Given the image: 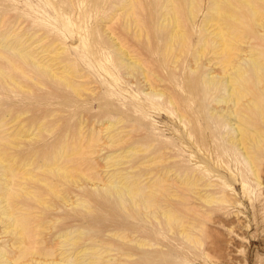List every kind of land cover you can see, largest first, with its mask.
Returning a JSON list of instances; mask_svg holds the SVG:
<instances>
[{
  "label": "rangeland",
  "instance_id": "obj_1",
  "mask_svg": "<svg viewBox=\"0 0 264 264\" xmlns=\"http://www.w3.org/2000/svg\"><path fill=\"white\" fill-rule=\"evenodd\" d=\"M207 1L201 3L196 24L201 20ZM119 2L121 0H0V39L16 23L21 27L18 29L31 36V41L39 39L40 45L60 47L57 58L61 64L71 66L77 74L86 75L85 80L90 81L80 86V94H76L62 79L41 73L31 64L22 63L11 55L15 62L23 65L26 72L18 71L0 54V152L3 151V158L11 167L17 165L18 159H30V167H33L58 147L60 142L78 143L81 133L85 135L91 129L102 127L101 123L105 125L108 120L119 119L116 126H121L130 135V144L144 145L152 142V148H155L160 142L168 143L173 150L166 149L165 152L173 156L170 159L176 163L202 170L217 166L220 173L210 172L211 186L199 188L201 193L211 192L215 195L224 191L226 202L207 203L194 192L180 189L177 191L188 198L169 196L166 199V203L189 223L190 233L194 236V241H191L184 237L176 224L170 228L161 214H158L157 221L153 216L144 215L143 208H132L129 200L124 202V207L116 201L114 195L102 194L101 181L93 185L81 173L77 183H74L47 173L50 180L64 184L60 186L70 192V201L79 197L72 196L74 193L88 199L83 205L73 203L74 207H71L68 202L63 203L51 195L53 204L47 208L48 217L67 212L66 215H59L68 216L62 218L63 228H77L84 233L90 229L91 234L115 244H120V239L112 236V231L133 233L146 238L154 242L149 249L161 250L162 256H167L168 264H264V156L260 165L261 181L255 182L243 163L227 161H240L242 158L237 149L220 137L222 127L219 131H213L214 127L206 129L192 145L181 138L180 134L186 133V128L188 131V128L198 125L194 122L196 114L209 115L208 108L189 107L191 101H182L187 118H192L193 123H190L186 118L179 121L177 110L169 104L149 102L141 75L135 73L136 77H132L127 74V69L115 57V47L111 46L104 31L108 26L115 31V35L123 37L131 49L138 48L146 65L153 70V76L164 79L156 84L167 85L166 91L180 98L188 96L189 92L184 85L190 76L187 78L184 74L189 72L188 64L183 59L184 54L179 56L174 68L170 53L163 52L167 35L159 25L163 0H139V3H135L134 13L140 20L138 25L133 21V15L126 17L123 12L111 19ZM245 19L248 25L244 32L255 34L253 20L249 16H245ZM67 30L76 35L78 46H73L70 35L65 34ZM1 51L11 53L8 46L1 48ZM4 71L9 75H5ZM72 80L84 82V79L75 76ZM199 97L200 93L197 92L191 100ZM258 121L261 122L260 118ZM19 122L29 129L28 133L22 131L27 136H9ZM78 125L83 127L81 133L78 132ZM197 128H200L199 125ZM100 143H84L77 156L86 157V164L81 165L83 171L95 172L102 177L106 169L102 157L110 148L100 149ZM92 144H95L97 150L89 154V150L93 149ZM152 148L135 151L131 157L123 159L128 160L123 165L141 160L150 154ZM157 165L151 164L149 167L154 169ZM144 168L139 165L133 169V173L138 174ZM229 173H237L236 178L232 180L230 175V181L226 184L225 179ZM31 183L41 186L37 181ZM75 214L76 218L71 219V215ZM42 232L46 243H53L58 233L55 229L49 233L45 229ZM3 239L6 237H0V240ZM115 248L111 246L109 254L118 255ZM122 248H126L125 245Z\"/></svg>",
  "mask_w": 264,
  "mask_h": 264
},
{
  "label": "bare ground",
  "instance_id": "obj_2",
  "mask_svg": "<svg viewBox=\"0 0 264 264\" xmlns=\"http://www.w3.org/2000/svg\"><path fill=\"white\" fill-rule=\"evenodd\" d=\"M203 1L163 0L160 5L162 11L159 15V25L167 34L164 38L163 52L170 53V61L174 68L179 56L184 54L183 59L189 68V72L184 74L187 78L190 76L184 85L189 92L188 96L180 98L166 91L167 85L156 84L163 82L164 79L157 77L156 74V77L153 76V70L146 65L138 48L131 49L125 44L126 40L115 35V31L108 26L104 31L110 39L111 46L115 47V57L127 69V74H131L132 77H136L135 73L141 75V81L147 89L144 92L149 95V102L169 104L177 110L179 121L186 118L190 123H193L192 118H187L182 101L188 103L191 101L189 107L208 108L209 115L196 114L194 117V122H197L200 128H197L198 125L188 128V131L186 128V133L180 134L184 141L192 145L206 129L214 127L213 131H219L222 127L220 137L237 149L242 158L240 161L237 159L227 161L243 163L253 180L260 182V165L264 156L262 153L264 150V0H208L201 20L196 24ZM136 2L139 3V0H121L116 5L111 19L123 12L126 17L133 15L135 24H140L134 13ZM182 14H185V17H182ZM245 16H249L254 22L253 35L245 33V27L248 25ZM14 24L15 27L5 32L4 37L0 39V54L18 71L26 72L23 65L15 62L11 55L16 56V59L22 63L31 64L41 73L62 79L76 94H80V86L90 83L85 80L86 75L77 74L78 72L76 73L71 66L61 64L57 58L60 47H52L50 44L40 45L39 39L31 41V36L18 29L21 28L20 25ZM65 34L70 35L74 47L78 46V38L73 32L67 30ZM6 46L9 47L10 54L2 53L1 48L4 49ZM3 73L9 75L5 71ZM74 76L84 79V82L73 81ZM198 83L200 86H197ZM197 92L200 93V97L191 100L192 95ZM119 121V119L108 120L105 125L101 123L103 125L99 129H91L85 135L81 133L82 125H78V132L81 133L78 143L60 142L58 147L33 167H30L32 165L30 159H18L17 165L11 167L3 158V151L0 152V237H6L0 240V264H156L157 262L168 264L167 256H162L161 250L149 249L154 242L145 240L146 238L133 233L112 231L110 234L118 237L120 239L118 243L121 245L115 244L111 240H104L91 234L90 229L84 233L77 228H63L62 218L68 216L59 215L62 213L66 215L67 212L63 211L49 218L47 208L53 204L50 200L51 195L63 203L68 202V205L73 203L83 205L82 203L88 202V199L74 193L72 196L79 197L70 201V192L60 186L62 183L50 180L47 173L74 183H77V177L81 173L85 174L93 185L96 181L98 183L101 181L102 194L114 195L116 201L124 207V202L129 200L132 208H143L144 215L153 216L157 221L158 214H161L170 228L176 224L185 238L194 241L189 223L166 203V199L169 196L188 198L187 195L177 191L180 189L194 192L207 203L226 202L227 196L224 191L219 192V195L200 191L201 186H211L210 172L218 174L220 169L217 166L205 167L203 170L191 169L176 163L170 159L173 156L165 152L166 149L173 150L168 143L160 142L155 148H152V142L144 145L130 144V135L125 133L121 126H116ZM18 125L12 128L13 133H9V136H27L22 131L27 132L29 129L24 128L21 122ZM98 141L101 142L98 144L100 149L110 148L102 157L103 167L106 168L102 177L95 172L83 171L81 165L86 164V157L77 156L84 143ZM92 145L93 149L89 150V154L97 150L95 144ZM150 148L152 150L149 155L127 166L123 165L128 163V160L123 159L131 157L135 151H147ZM151 164L158 165L153 169L149 167ZM139 165L145 167L144 170L138 174L133 173V169ZM36 169L38 171H35ZM73 172L76 173L75 176L72 175ZM236 174L229 173V176L227 174L226 184L230 181V175L234 180ZM225 175L226 173L223 172V176ZM33 181L39 182L41 186H34L31 183ZM142 181L145 182L141 183ZM73 218H76V214L71 215V219ZM44 229L48 233L52 229L58 232L53 243L45 242L42 232ZM48 236L52 237V235ZM122 245L126 248H122ZM111 246H116L118 255L109 254ZM144 247L146 249L143 250ZM137 254L141 255L135 257Z\"/></svg>",
  "mask_w": 264,
  "mask_h": 264
}]
</instances>
